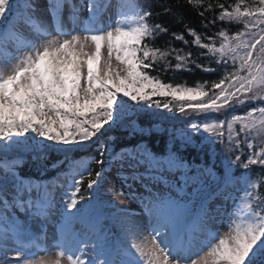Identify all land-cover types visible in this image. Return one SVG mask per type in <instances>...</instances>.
Instances as JSON below:
<instances>
[{
	"label": "snow or ice",
	"instance_id": "6c2138e0",
	"mask_svg": "<svg viewBox=\"0 0 264 264\" xmlns=\"http://www.w3.org/2000/svg\"><path fill=\"white\" fill-rule=\"evenodd\" d=\"M214 7L220 11L205 27L236 22L243 31L220 30L204 43L188 28L192 44L225 69L220 79L191 87L149 74L155 61L173 54L175 70H190V63L215 69L196 63L191 52L153 47L148 41L167 29L150 23L151 8L141 0H48L51 25L34 0H0V264H264V195L253 191L264 181L248 175L251 166L264 168V0L255 6L238 0L234 7L218 0L198 14ZM216 36L223 38L219 47ZM172 37L188 44L182 34ZM256 101L227 121L174 129L162 151L144 139L153 127L131 118L129 136L139 140L117 146L114 138L101 139L113 125L125 126L122 106L134 115L165 110L195 119ZM217 144L234 159L217 163ZM93 146L98 158L74 159ZM189 148L194 155L186 154ZM52 152L61 158L46 163ZM29 157L34 171L22 174ZM91 163L100 170L93 172ZM235 166L247 170L242 177L233 176ZM49 171L56 173L51 179L35 178ZM113 171L129 189H142L135 198L148 217V236L127 213L118 219L109 212L114 201L99 195ZM220 220L227 221L223 234L213 232ZM49 240L60 249L55 258L35 259L33 250L48 251Z\"/></svg>",
	"mask_w": 264,
	"mask_h": 264
},
{
	"label": "trees",
	"instance_id": "16d2710c",
	"mask_svg": "<svg viewBox=\"0 0 264 264\" xmlns=\"http://www.w3.org/2000/svg\"><path fill=\"white\" fill-rule=\"evenodd\" d=\"M142 3H146L147 6L151 8L152 17L150 23H159L164 28L167 29V32L161 33L158 35L155 40H149L148 42L153 47H158L161 50H165L170 47H174L177 49H182V55L187 54L188 52L192 53L193 59L196 60V63H199L205 67H210L215 69L214 72H206L201 71L199 68L195 67V65L190 63V70L186 71H178L175 70L176 60L174 59V54L172 56H168L164 59H158L153 63L152 69L149 71V74L153 77H157L164 81L165 83H171L175 85L182 86H197V84H203L204 81H215L223 76L225 69L222 65H218L216 63L215 58H211L207 55H202V53L206 52V50L194 46L192 44L193 37L188 34V28L195 29V31L202 36V42L206 43L207 37L213 36L215 33L220 30H225L229 35H232L239 31L238 25L231 24L228 22H217L215 25H208L205 27V23L207 20L212 19L219 13V8H213L212 11L205 12V16L201 17L198 13L203 11L209 4L215 5L218 0H202V4L199 6H194V4L189 3V0H141ZM220 3H225L226 5L235 6L238 0H219ZM247 3L254 5L256 2L253 0H246ZM167 7L170 11L165 12L164 8ZM173 33L182 34L184 38L188 41L187 45H184L181 41L174 40L172 37ZM221 37L216 36V46L222 42ZM231 71V68L228 69ZM251 106V105H248ZM247 106V107H248ZM247 107L239 108L235 111V113H242L246 111ZM131 119H135L137 125L142 128L152 127L153 122L147 115H131ZM107 127V125L105 126ZM238 131V130H237ZM114 138L115 143L119 146L122 143H134L140 139L139 135L135 137L129 136V129L127 127H122L119 124L113 125L108 133L105 134V137L101 139ZM147 141L148 146L152 148L153 151H162L165 147V142L169 139V133L164 128L162 130H157V128L153 127L152 135L149 137H144ZM196 142L199 143V137L196 138ZM109 143H112V140H109ZM221 144L216 145V153L221 151ZM240 148L243 150L242 159H244L247 155V148ZM118 150V147H117ZM186 154H195V150L189 148ZM235 154H240V151L236 150ZM74 159L76 160H84L88 162V160L92 157L98 158V153L95 151V147H91L86 150H81L79 152H75L73 154ZM60 154L56 152H52L49 156V160L46 163H51L52 161L59 159ZM217 159V158H216ZM232 159H234V155H232ZM29 163L24 165L22 169V174L24 171H27L30 166H32L34 171V165H32L31 158H28ZM205 160H208V157L205 156ZM217 163H219L217 161ZM93 172L99 171L101 166L95 163L90 164ZM218 171H222L218 169ZM247 170L237 169L235 167L234 175L235 177L240 176L241 174H245ZM55 171H49L44 174V176L36 175L37 179H51L55 176ZM249 177L252 180L256 181H264V168L260 166H251V171L248 173ZM87 188V184L82 186V192ZM254 192L264 195V182L258 183L257 187L253 189ZM88 195L89 193H85Z\"/></svg>",
	"mask_w": 264,
	"mask_h": 264
},
{
	"label": "rangeland",
	"instance_id": "374dc122",
	"mask_svg": "<svg viewBox=\"0 0 264 264\" xmlns=\"http://www.w3.org/2000/svg\"><path fill=\"white\" fill-rule=\"evenodd\" d=\"M253 1H257L256 3H258V0H253ZM35 4L37 5L39 12L38 15L40 17L43 18V20L48 24L51 25V17L48 14L47 11V6H48V0H34ZM22 3V0H21ZM255 3V4H256ZM255 4L253 6H255ZM65 16H67V12L65 11ZM86 18V14H81V19ZM231 24H235L238 25L239 31H243V25L241 23H236V22H232ZM220 45V44H219ZM219 47V46H218ZM104 51V50H102ZM243 54V50H241V55ZM104 56L106 57V51H104ZM112 66L113 68H117L118 66V62L113 58L112 61ZM238 67V64H237ZM121 100H127V98H123L121 97ZM131 101H128V104H131ZM259 101L253 102V103H249L247 108H250L252 106H255V104H258ZM244 106H240L237 107L235 109L238 110L239 108H242ZM246 108V110H247ZM121 111L127 112V115L124 117V124L125 127L128 124L129 118H131V115L133 114L130 108H124L123 106L121 107ZM235 111L233 112L232 110H228L225 112H221L218 115H213L210 116L208 118H204V117H200L197 116L195 119H193L192 115H189L188 117H185L184 114L182 113H169L165 110H155V114H148L147 116L150 118V120L154 123L152 127L157 128V130H162V129H166L168 131V133L170 134L171 132H173L174 129L179 130L182 129L184 127L187 126V124L191 123V122H210L211 120L215 119V120H225L227 121L228 119L231 118V116L233 114L236 115H242L244 114L246 111L242 112V113H235ZM141 115H146L144 113H140ZM124 127V126H122ZM235 129L238 130L239 129V125L235 126ZM256 134L253 133V136H255ZM225 143H227V140H225ZM253 143L256 144L257 146L260 143V138L257 136L254 140ZM241 147L244 148L245 145L242 143ZM221 151H219L217 153V161L220 162L221 159H232V155H229L228 153H226L224 151L223 145L221 146ZM240 151V150H238ZM248 153V152H247ZM247 156V155H245ZM236 167V166H235ZM235 167L233 168V175H234V171H235ZM237 169H242L239 166H237ZM243 174H241L240 176L236 177V178H240L242 177ZM235 177V176H234ZM131 183V181L129 182ZM123 192L122 195H119L117 193L119 192ZM142 191V189L139 188L138 185H133V187L131 189H129L128 187H126L123 183V181L116 176L115 172L113 171L111 174H107L105 176V180L101 182V190L99 195L101 196L102 199H104L105 201H114L115 203V207H111L109 206L108 211L112 212V213H117V218L119 219L120 216H123L125 213L128 214L129 219L133 222H136L140 225L141 229H142V235L143 236H148L151 229L148 225V217L146 216V214L142 213V205L140 203V200L138 198L139 193ZM236 195L239 197V199L236 201V208L237 211H239V213L242 215L243 214V206H244V199H243V191H240L238 193H236ZM233 210V205L231 202H229V211ZM228 231V227H227V221H217L214 228H213V232H219L220 234H223L224 232ZM53 241L49 240V241H45V245L44 247L48 248V251H38V250H33L36 251V256L35 259H47V258H55V255L57 252L60 251V249L54 248L52 247L53 245ZM204 251H207V248L204 249ZM195 258V257H193Z\"/></svg>",
	"mask_w": 264,
	"mask_h": 264
}]
</instances>
